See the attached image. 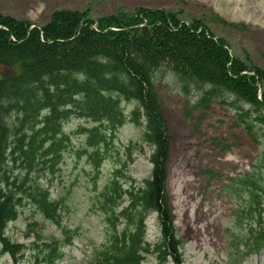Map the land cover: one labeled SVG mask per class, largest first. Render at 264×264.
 I'll return each mask as SVG.
<instances>
[{
    "label": "trees",
    "instance_id": "1",
    "mask_svg": "<svg viewBox=\"0 0 264 264\" xmlns=\"http://www.w3.org/2000/svg\"><path fill=\"white\" fill-rule=\"evenodd\" d=\"M167 70L185 89L204 87L201 103L215 100L233 108L236 126L257 141L255 127L264 128V69L241 61L229 42L201 20L187 22L175 12L144 8L96 19L88 11L59 10L43 26L0 15L1 255L23 264L33 247V264L64 260V247L76 236L64 224L65 204L53 199L50 189L28 184L37 161L49 155L56 163L61 159L70 138L62 127L79 119L90 124L80 130L83 154L97 171L127 123L142 127L141 141L153 151L149 179L138 183L128 175L137 147L131 143L127 160L99 192L106 235L90 264H145L150 255L157 264H184L185 242L174 225L168 189L172 139L155 86L157 75ZM18 161L29 170L23 179L12 168ZM233 184L227 191L250 194L237 211L238 224L247 232L231 236L236 254L229 264H241L264 249V187L255 175ZM27 193L42 217L63 231L62 240L40 245L38 233L33 244L24 245L7 236L9 224L19 219L21 195ZM152 214L161 229L156 245L146 241Z\"/></svg>",
    "mask_w": 264,
    "mask_h": 264
},
{
    "label": "rangeland",
    "instance_id": "2",
    "mask_svg": "<svg viewBox=\"0 0 264 264\" xmlns=\"http://www.w3.org/2000/svg\"><path fill=\"white\" fill-rule=\"evenodd\" d=\"M139 8L175 12L187 22L201 20L214 35L229 42L241 61L264 69V0H0V15L29 20L37 26L47 24L59 10L88 11L96 19L119 11L135 13ZM155 86L172 139L168 189L174 225L185 242L184 264H229L230 256L236 254L231 249V236L247 232L238 224L237 211L249 202L250 194L243 187V192L238 193L226 188L249 175H255L264 187V128L255 127V141L236 126L233 108L215 100L207 105L201 103L206 89H185L169 70L157 75ZM82 126L90 124L79 119L64 124L63 133L70 138L64 143L61 159L56 163L54 155H49L37 161L28 184L31 188L39 184L50 189L52 198L65 204L64 224L76 236L72 245L64 247L65 257L60 264H90L94 251L104 244L106 234L97 198L115 170L127 160V146L137 145L128 175L142 183L152 172L153 151L141 141V126L127 123L118 130V142L99 171L83 154L86 143L84 133H80ZM12 168L20 179L29 173L22 161ZM21 197L19 219L9 224L7 236L24 245L33 244L38 233L43 238L40 245L52 239L62 240L63 231L42 217L29 193ZM201 214L207 217L198 225L201 232L209 225L216 238L214 245L203 243L198 248L189 226ZM255 223L252 226L258 227ZM146 225V241L156 245L161 238L157 215L152 214ZM33 251L32 247L25 254L23 264H33ZM1 252L0 246V264H13ZM145 264H157L156 257L148 256ZM241 264H264V249Z\"/></svg>",
    "mask_w": 264,
    "mask_h": 264
},
{
    "label": "bare ground",
    "instance_id": "3",
    "mask_svg": "<svg viewBox=\"0 0 264 264\" xmlns=\"http://www.w3.org/2000/svg\"><path fill=\"white\" fill-rule=\"evenodd\" d=\"M206 218H207L206 216L201 214L199 219H196L193 222L192 226H189L190 230L192 231L191 238L196 239V243H197L198 248H202L203 243H210L212 245L215 244L214 239L216 238V236L214 235L213 232L210 231L211 230L210 226L209 225L206 226L204 228V231H202V232L198 226Z\"/></svg>",
    "mask_w": 264,
    "mask_h": 264
}]
</instances>
